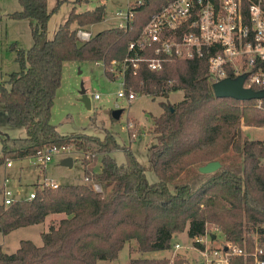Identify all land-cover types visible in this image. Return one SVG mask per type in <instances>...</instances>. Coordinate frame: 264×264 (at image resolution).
<instances>
[{
  "label": "trees",
  "instance_id": "1",
  "mask_svg": "<svg viewBox=\"0 0 264 264\" xmlns=\"http://www.w3.org/2000/svg\"><path fill=\"white\" fill-rule=\"evenodd\" d=\"M18 1L21 10L8 18L32 21L33 44L29 50L13 47L20 71L10 75L8 86L0 84V105L8 124L24 128L27 136L0 135V168L9 160L32 158L51 147L73 148L84 154L80 163L88 182L55 189L36 184L31 201L0 204V232L5 236L43 224L48 216H65L40 234V247L21 241L16 253L7 254L0 246V264H97L116 260L132 241L139 253L170 251L175 235L186 233L189 240H196L210 226L227 240L251 249L250 227L257 226L256 231L264 235V142L241 138L240 130L264 127V99L258 104L215 98L202 60L172 61L158 73L143 67L136 77L128 75V87L143 89L146 95L167 100L170 93L183 94L177 103H161L162 113L152 119L158 149L151 154L157 181L150 183L146 168L130 150H124V164L111 157L120 149L113 136H63L50 119L63 65L121 60L156 8H144L138 17L144 21L131 31L110 28L81 43L76 31L101 23L104 6L80 13L72 8L48 41L50 17L67 0L59 1L51 12L46 0ZM215 161L221 164L215 173H198V167ZM129 264L187 263L176 256ZM233 264L243 263L235 259Z\"/></svg>",
  "mask_w": 264,
  "mask_h": 264
},
{
  "label": "rangeland",
  "instance_id": "2",
  "mask_svg": "<svg viewBox=\"0 0 264 264\" xmlns=\"http://www.w3.org/2000/svg\"><path fill=\"white\" fill-rule=\"evenodd\" d=\"M48 11H53L59 1L46 0ZM67 0L63 2L52 14L47 25V40L50 41L60 25H62L71 11L75 8L78 13L92 10L97 6H104L105 12L103 21L99 24L84 28L92 36L110 29L114 13L122 9L125 0ZM21 10L18 0H0V84H5L10 75L20 71L16 62L18 49L29 50L32 47V21H15L8 18V14ZM74 27V26H73ZM90 101V110H87L81 102V92ZM119 84L116 81H109L103 69L96 66L94 62H72L65 63L62 69L61 84L57 90L53 106L51 108V125L63 136L73 134H84L87 136L104 139L105 136H113L120 149L111 153V157L117 164L125 163L124 150H130L135 159L146 168V176L150 183H155L157 178L152 171L151 154L158 149L153 133L152 119L162 113L160 106L163 102L170 104L177 103L183 99L181 91L168 95V99L161 96L137 94L132 101L117 98ZM98 96V99L95 98ZM121 111L120 118L114 120L113 112ZM0 135L13 138H24L27 136L24 128L11 126L7 122L4 107L0 105ZM240 137L250 141L264 142V127H244L240 130ZM2 144L0 141V156ZM84 154L74 149L61 151L53 155L50 162L45 166H38L35 158H27L15 161V166L7 168L6 164L0 168V191L5 186L7 191L12 193V198L28 199L34 191V186L39 183L52 182L61 186H70L86 183L84 181L83 166L80 163ZM70 159L72 166L65 167L63 161ZM264 165V159L261 160ZM98 163L95 170L99 171ZM22 186V195L17 196L16 191ZM3 203V194L0 195V204ZM65 216L53 217L54 220L46 221V224L57 222ZM48 224V226H49ZM47 227V226H46ZM253 227H250V237L257 234ZM43 225L21 228L8 236L0 232V246L7 254H14L20 248L21 241H31L35 246L42 245L40 233ZM214 227H208V231ZM185 233L177 234L173 238L171 250L168 251L167 259L173 256L174 244H180L188 248L190 240ZM221 243V242H220ZM212 244L216 247L220 244ZM135 242L127 243L119 252L114 261H99L98 264H129L130 259H154L162 257L155 253H139L136 251ZM177 256L185 260L187 264H197L198 254L194 251L181 249ZM166 259V258H164Z\"/></svg>",
  "mask_w": 264,
  "mask_h": 264
},
{
  "label": "built area",
  "instance_id": "3",
  "mask_svg": "<svg viewBox=\"0 0 264 264\" xmlns=\"http://www.w3.org/2000/svg\"><path fill=\"white\" fill-rule=\"evenodd\" d=\"M157 1H162L157 4ZM156 8L144 21L138 20L141 11ZM143 22L138 34L128 43L121 60L94 62L100 66L109 81L119 84L117 98L132 101L143 89L128 87L127 76L136 77L145 67L149 72H160L172 61L202 60L207 64V80L212 86L225 79L244 77L243 88L254 92L264 91V0H125L124 7L112 17L111 28L131 31ZM79 42H88L93 36L78 29ZM232 77H229V76ZM171 84V81L169 82ZM98 99V96H95ZM260 104L261 100H257ZM73 148L51 147L35 157L38 166H45L53 155ZM8 168L15 161L6 163ZM87 183L88 179L84 178ZM40 188H57L52 182L39 184ZM92 188L100 192L97 185ZM3 205L11 206L16 200L3 187ZM35 198V191L26 200ZM251 237V249L227 240L218 228L205 230L204 236L190 240L188 248L174 244L173 256L181 249L198 254L197 264H264V235L256 232ZM221 242L212 247L213 243ZM200 245L202 248H197Z\"/></svg>",
  "mask_w": 264,
  "mask_h": 264
},
{
  "label": "water",
  "instance_id": "4",
  "mask_svg": "<svg viewBox=\"0 0 264 264\" xmlns=\"http://www.w3.org/2000/svg\"><path fill=\"white\" fill-rule=\"evenodd\" d=\"M244 77H238L235 79H225L212 86V91L215 98H229L239 102H246L252 100H262L264 99V91L254 92L251 89L243 88ZM81 102L84 104L87 110H90V101L84 95V92H81ZM121 111L113 112L112 117L114 120L120 118ZM65 167H71L72 161L67 159L62 163ZM221 167L220 162H210L203 166L198 167L197 171L201 175H209L215 173Z\"/></svg>",
  "mask_w": 264,
  "mask_h": 264
},
{
  "label": "crops",
  "instance_id": "5",
  "mask_svg": "<svg viewBox=\"0 0 264 264\" xmlns=\"http://www.w3.org/2000/svg\"><path fill=\"white\" fill-rule=\"evenodd\" d=\"M20 11V10H19ZM17 12V11H16ZM9 15V14H8ZM8 168V167H7ZM1 180V179H0ZM37 184H39V183H37ZM5 187V186H4ZM22 190H23V188H22V186H19V188H18V190L16 191V195L17 196H21L22 195ZM1 192V191H0ZM16 201H19V200H25V199H21V198H16L15 199ZM3 204V203H2ZM60 217V216H62V215H51V216H48L47 218H46V220H45V222L42 224L43 225V228H42V231H41V233L40 234H42V233H45V232H47V229H48V224H49V222L51 221V220H54V218L53 217ZM48 219H50V220H48ZM61 219V218H60ZM49 221L48 222V224H46V221ZM41 225V224H40ZM47 226V227H46ZM15 232V231H14ZM184 235H186V233L184 234ZM213 244H216V243H213ZM2 247V249H3V246H1ZM4 251V250H3ZM153 253H155V252H153ZM157 253V252H156ZM147 254V253H146ZM158 255H162V257H155L154 259L155 260H158V259H164V258H166L167 259V254H168V251H162V252H158L157 253ZM131 260V259H130ZM137 260V259H136ZM149 260H152V259H149ZM98 264V263H97Z\"/></svg>",
  "mask_w": 264,
  "mask_h": 264
}]
</instances>
